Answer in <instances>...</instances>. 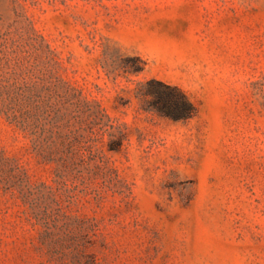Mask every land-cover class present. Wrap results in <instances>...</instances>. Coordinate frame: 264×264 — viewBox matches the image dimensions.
<instances>
[{
    "label": "rangeland",
    "instance_id": "374dc122",
    "mask_svg": "<svg viewBox=\"0 0 264 264\" xmlns=\"http://www.w3.org/2000/svg\"><path fill=\"white\" fill-rule=\"evenodd\" d=\"M0 264H264V0H0Z\"/></svg>",
    "mask_w": 264,
    "mask_h": 264
},
{
    "label": "trees",
    "instance_id": "16d2710c",
    "mask_svg": "<svg viewBox=\"0 0 264 264\" xmlns=\"http://www.w3.org/2000/svg\"><path fill=\"white\" fill-rule=\"evenodd\" d=\"M130 58L139 62L134 72L145 69L146 62L140 55ZM142 95L150 108L174 119H186L197 112V106L182 87L163 80L153 78L143 83Z\"/></svg>",
    "mask_w": 264,
    "mask_h": 264
}]
</instances>
